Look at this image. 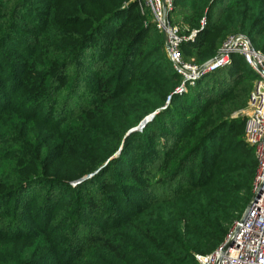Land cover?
I'll return each instance as SVG.
<instances>
[{
  "label": "trees",
  "instance_id": "1",
  "mask_svg": "<svg viewBox=\"0 0 264 264\" xmlns=\"http://www.w3.org/2000/svg\"><path fill=\"white\" fill-rule=\"evenodd\" d=\"M74 3L0 0V125L12 122L0 138V264H200L195 254L221 245L253 197L255 148L247 118L233 113L257 74L234 54L176 92L182 76L139 0ZM170 17L187 61L206 62L236 33L264 52V0H174ZM77 84L84 93L71 106ZM100 131L109 136L94 145L97 162L85 142ZM138 133L140 153L127 158ZM122 140L95 179L114 164L124 174L97 190L85 188L93 180L62 183L97 169Z\"/></svg>",
  "mask_w": 264,
  "mask_h": 264
},
{
  "label": "built area",
  "instance_id": "2",
  "mask_svg": "<svg viewBox=\"0 0 264 264\" xmlns=\"http://www.w3.org/2000/svg\"><path fill=\"white\" fill-rule=\"evenodd\" d=\"M141 11H150L157 29L167 38V50L175 70L182 76L176 92H183L207 73L225 68L240 54L256 72L246 106L245 140L255 148L258 161L253 199L224 242L209 254H195L200 264H264V52L256 49L244 33L229 35L217 53L202 64L184 59L179 26L172 22L174 0H139ZM205 25V19L202 20ZM196 30L192 32V35ZM170 101V98L167 102ZM232 245L226 247L230 240Z\"/></svg>",
  "mask_w": 264,
  "mask_h": 264
},
{
  "label": "rangeland",
  "instance_id": "3",
  "mask_svg": "<svg viewBox=\"0 0 264 264\" xmlns=\"http://www.w3.org/2000/svg\"><path fill=\"white\" fill-rule=\"evenodd\" d=\"M69 2L70 3H72L74 6H75V3H74V0H69ZM34 5H36V4H34ZM100 10H102V8L100 9ZM63 14H64V12H63ZM84 28H87V26H84ZM7 50V53H8V55H10V56H12V50L11 49H9V48H6ZM27 54V53H26ZM188 59L190 58V61H193V62H196V60H195V58L194 57H187ZM26 61H28L29 62V60H26ZM0 67L2 68V69H8V66H7V64L6 63H4V61H2V62H0ZM17 70H18V68H17ZM242 81H248V79L247 78H245V74H243V79H242ZM249 82V81H248ZM75 88L77 91L73 94V98L70 100V105L71 106H76L77 104H75L76 103V97H80V95H81V93L83 94L84 92H83V90L80 88L81 86H80V84H77V86H72V88ZM49 88H50V83H49ZM49 91H50V89H49ZM11 95V94H10ZM140 96L141 97H145V96H143V94H141L140 93ZM11 97V96H10ZM35 98H36V96H33V99L35 100ZM44 98H42V100H43ZM41 100V101H42ZM47 99H44V102L46 101ZM22 106V102L21 103H19L18 104V107L20 108ZM247 106V105H246ZM246 106L244 107V108H242V109H240V110H238V111H236L235 113H233V117H238V116H245L246 117ZM142 123V122H141ZM141 123H140V125H138L137 127H135V128H137V129H139V131L141 130H143V127L145 126V124L147 123H145L143 126H141ZM7 126H10V127H12V122L11 121H7V122H5V123H2V125H0V138L2 139V138H4V137H8L9 136V134H10V132L9 133H6V131H10V130H6V127ZM141 126V127H140ZM135 129H131L130 131H128L127 133H126V135H125V137L130 133V132H132V131H134ZM141 135H145V134H141V133H138V134H135V136H134V138H132V139H130V141H129V152L130 153H127L126 152V155H127V158L128 157H131L130 155H136V154H138L139 155V153H140V150H139V152H138V150L137 149H135V148H132L131 147V144H133V141L134 140H136V138H138V139H141ZM109 136V134H108V132H105V131H100V132H97V133H94V135L93 136H89V138H88V140L85 142L86 144V146H87V144H88V147H93V152H94V155L96 156V158H95V160L98 162V161H100V160H102V155H104L103 153H100V151L103 149V146H94V145H96L97 143H98V145H103V142H104V140L107 138ZM63 137L64 138H67V137H71L70 136V133H69V131L68 130H64L63 131ZM244 138V137H243ZM124 141L125 140H122L120 143H119V146H118V149L115 151V153L112 155V157H110V158H108L107 160H105V161H103L102 163H100V164H98V166H97V169H95V170H88L86 173H84L82 176H79V177H77V178H74V179H60L61 181H63L62 183H64V184H66V185H68V186H70V187H72V190H73V188H75L76 186H78V185H81L83 182H85V181H92V182H89V184L88 185H86L85 186V188L86 187H88V188H90V189H93V190H97V188H99L100 186H101V184H102V182H103V179H105V178H107V179H113L115 176H118V174L120 173V174H124L122 171H121V169H120V167H121V165L122 164H120L119 166L117 165V164H114V165H112V166H110L109 167V169L104 173V174H102L101 175V177H98V178H96L95 179V175H97L98 173H99V171H101V169L105 166V165H107V164H109L110 163V161H111V159L112 158H118L121 154H122V152H123V148H124ZM229 142H230V140H227V142L225 143V146H227L228 144H229ZM81 145V141L80 142H77V147L79 148V146ZM51 149H52V147H51ZM90 152H92V151H90ZM102 152V151H101ZM73 153V152H72ZM72 153H70L69 154V156L68 157H72V156H77V157H85V154H83V155H81V154H77V153H74V154H72ZM78 158H76V159H73V160H77ZM46 185V184H45ZM158 188V187H157ZM37 190H38V187L37 188H33L31 191H33L34 193H36L37 192ZM44 191H45V188L42 190V192L41 193H44ZM40 192V191H39ZM38 192V193H39ZM63 193H64V190H63ZM63 193H62V195H63ZM73 194V193H72ZM65 197V196H64ZM239 219H237V220H235L234 221V223H233V225L231 226V229H230V231H229V233L231 232V230H232V228L234 227V225H235V223L238 221ZM21 221H23V223H25L23 226H25V225H28L29 227H32V228H35L36 227V229H37V224H35V222H31V221H27V220H21ZM83 230H86V227H83ZM229 234H227V236H228ZM226 236V237H227ZM39 243V246H42V245H44L45 243L44 242H38ZM220 246V245H219ZM218 246V247H219ZM217 247V248H218ZM216 248V249H217ZM209 253H211V252H209ZM209 253H205V254H209Z\"/></svg>",
  "mask_w": 264,
  "mask_h": 264
},
{
  "label": "water",
  "instance_id": "4",
  "mask_svg": "<svg viewBox=\"0 0 264 264\" xmlns=\"http://www.w3.org/2000/svg\"><path fill=\"white\" fill-rule=\"evenodd\" d=\"M164 38H165V41H166V44H167V38H166L165 35H164ZM155 114H156V113H152V114L148 115V116L142 121L141 126H143L147 121H149L150 119H152V118L155 116ZM141 126H140V127H141ZM136 129H137V128H136ZM253 198H254V197H253ZM253 198H252V199H253ZM232 243H233V240L231 239V240L227 243L226 247L232 245Z\"/></svg>",
  "mask_w": 264,
  "mask_h": 264
}]
</instances>
